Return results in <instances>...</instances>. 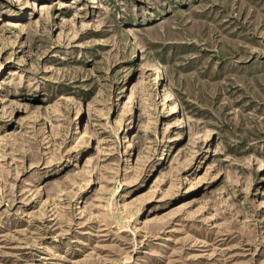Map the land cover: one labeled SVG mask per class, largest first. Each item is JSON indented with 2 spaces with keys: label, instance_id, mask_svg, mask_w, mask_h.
<instances>
[{
  "label": "rangeland",
  "instance_id": "rangeland-1",
  "mask_svg": "<svg viewBox=\"0 0 264 264\" xmlns=\"http://www.w3.org/2000/svg\"><path fill=\"white\" fill-rule=\"evenodd\" d=\"M0 264H264V0H0Z\"/></svg>",
  "mask_w": 264,
  "mask_h": 264
}]
</instances>
